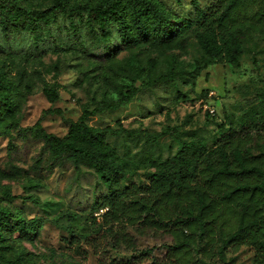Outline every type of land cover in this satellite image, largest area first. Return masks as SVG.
<instances>
[{"label":"rangeland","instance_id":"rangeland-1","mask_svg":"<svg viewBox=\"0 0 264 264\" xmlns=\"http://www.w3.org/2000/svg\"><path fill=\"white\" fill-rule=\"evenodd\" d=\"M54 1L24 2L29 9L50 11L37 39L32 30L13 29L9 36H0V74L11 84L15 100L14 115L0 122V205L27 222L39 218L32 230L23 232L15 218L0 225V264H181L169 249L174 238L164 230L113 223L118 235L108 233L101 226V212L92 213L88 202L92 180L83 179L79 185L69 165L49 170L46 156L36 163L44 144L41 134L64 136L66 119L78 120L85 110L95 111L114 99L116 89L130 82L123 68L131 52L139 53L143 70L137 94L118 109L93 112L86 122L106 131L120 158L136 163V172L122 185L147 186L155 170L152 162L173 157L182 140H201L212 147L242 117L264 108V36L252 33L243 39L238 65L218 60L205 67L193 37L184 47L120 46L113 60H107L97 53L106 43L89 33L87 15L63 10L55 15ZM68 1L73 6L98 0ZM159 1L178 17V24L195 11L193 0ZM197 1L200 8H208V0ZM112 31L108 44L116 49L115 25ZM152 59L153 75H163L164 80H150ZM15 123L21 133L13 128ZM108 128L124 130L111 134ZM250 129L264 135L262 126ZM58 209L79 213L73 224L76 234L52 222ZM211 259L213 264H264V256L248 245L228 247L225 260Z\"/></svg>","mask_w":264,"mask_h":264},{"label":"trees","instance_id":"trees-1","mask_svg":"<svg viewBox=\"0 0 264 264\" xmlns=\"http://www.w3.org/2000/svg\"><path fill=\"white\" fill-rule=\"evenodd\" d=\"M25 1L0 0V36H9L13 29L32 30L36 39L43 35L40 30L48 23L50 11L29 9ZM193 4V15L183 18L181 24L159 0H98L73 6L68 0H55L52 11L55 15L57 10L85 13L89 33L106 43L97 53L107 60H113L120 46L130 49L148 43L153 47H184L193 37L205 67L218 60L238 65L243 39L252 33L264 36V0H208V8H200L197 0ZM112 25L117 30L116 49L108 44L114 34ZM155 64L152 59L150 80L162 81L165 76L152 73ZM142 70L139 53L132 51L123 68L130 82L117 88L116 97L95 111L85 110L78 120L66 119L64 136L42 131L44 144L36 163L46 156L49 170L69 165L79 185L83 179L92 180L88 202L92 213L101 212V226L112 236L118 235L113 223H126L136 230H164L173 236L175 242L169 249L181 264H213L212 257L225 260L228 247L236 250L242 245L252 246L264 256V135L250 129L264 128V108L242 117L212 147L201 140H182L173 157L152 162L155 170L147 186H123L122 182L136 172V163L120 158L107 141L106 131L89 125L86 119L93 112L118 109L132 100ZM10 86L0 74V122L14 115ZM18 126L15 123L13 128L21 133ZM107 130L121 134L124 129ZM78 217L71 209H58L52 222L76 234L73 224ZM12 218L21 232L32 230L39 222L38 217L27 222L10 207L0 205V225ZM63 219L68 222H61Z\"/></svg>","mask_w":264,"mask_h":264},{"label":"built area","instance_id":"built-area-1","mask_svg":"<svg viewBox=\"0 0 264 264\" xmlns=\"http://www.w3.org/2000/svg\"><path fill=\"white\" fill-rule=\"evenodd\" d=\"M97 214H99V213H97Z\"/></svg>","mask_w":264,"mask_h":264}]
</instances>
